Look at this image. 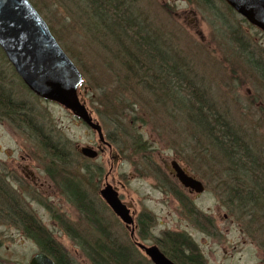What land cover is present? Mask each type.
<instances>
[{"label":"rangeland","instance_id":"obj_1","mask_svg":"<svg viewBox=\"0 0 264 264\" xmlns=\"http://www.w3.org/2000/svg\"><path fill=\"white\" fill-rule=\"evenodd\" d=\"M30 1L36 5L39 13L43 14L52 33L72 57H70L72 61L79 67L92 66L86 64L84 60L87 54L84 48L85 45L90 48L88 41L91 35L84 25L89 21H85L75 12L74 4H70L68 0ZM132 1L134 2L131 7L135 12H140L144 19L149 20L152 28L161 32L172 50L175 49L181 60H184L185 65L198 74L211 97L218 101L222 109H229L230 117L245 132L246 138L261 151L264 148V82L251 70L249 65L256 68L249 62L250 59L247 61L248 64L239 54L242 47L237 39L245 36L249 47L255 51L254 62L259 59V63L264 66V33L248 22H243V18L237 13H230L217 0H214L213 5L218 8L217 14L220 15V19L224 18L222 20L226 26L220 23L222 20L214 13L198 6L194 0ZM235 29L239 30L238 33L234 31ZM0 83L7 89H13L12 94L17 101L28 105L27 108L31 111L27 114L31 115V119L42 128L44 134L53 133L55 139L64 142L76 168L80 167L82 162L79 148L91 147L98 151L100 144L97 133L76 118L71 111L57 103L34 96L17 76L3 52L0 55ZM79 93L92 117L100 122L105 137L117 135L119 127L114 126L117 123L109 124L100 117L105 115V109L99 107L98 92L90 86L83 85ZM122 95L125 98L124 92ZM130 99H133L132 96L126 97V100ZM145 99L150 100V97L145 96ZM144 104L147 105L145 106L147 110L149 108V112L154 110L153 105L150 106L147 102ZM142 115L145 123L139 122L142 121ZM142 115H136L140 116L139 121H136V118L132 119L129 127L125 124L127 132L117 135L123 139L121 149L111 144V151L107 148L105 154L92 159L91 163L103 166L106 170L101 181L95 179L101 206L104 207L105 202L99 193L109 182L118 187L123 199L134 210L146 214L148 220L152 218L154 223L150 234L158 235L163 231L187 234L199 245V251L202 252L206 264H264V251L246 238L241 224L236 222V218L230 217L215 191L219 188L218 181L214 182L210 174L217 173L218 170L215 169L217 164H213L210 157L205 158L201 154L200 156L199 149L197 153H191L190 148L185 147L189 134H182L181 139L175 137L176 131H183V121L177 122L178 119L173 115L171 122L168 119L169 115L164 113L152 118L150 115L147 116V113ZM110 116L115 117L114 120L122 117L115 113ZM23 117L27 118L26 114ZM14 121L13 126L0 117V174L8 179L7 184L13 185L24 197L26 205L39 221L53 232L75 264H91L81 247L66 235L63 226L61 227L54 218V214L62 216L81 231L87 228L77 210L59 194L47 173V168L51 164L50 156L43 151V144L31 135L28 128L20 124V118L15 117ZM129 133L140 135L143 139L141 141L150 142L151 147L149 146L147 152L139 154L140 151L137 149L140 147L127 137ZM157 134L162 142L158 140ZM183 147L186 148V152ZM174 161H178L186 171L204 183L206 192L194 200L196 209L213 220L210 230L212 229L214 233L211 235L208 230L201 227V222L195 224L193 219H190L188 211H184L182 215L181 205L162 192L172 188L154 174L153 170L157 167L168 176L174 171L171 167ZM105 179H108V182ZM94 191L96 190L90 188L89 192L95 193ZM107 210L104 212L116 234H119L125 243H131L130 233L125 231L115 214ZM144 243L151 244L152 240ZM39 252L37 244L24 236L20 229L0 226V257L3 260L11 261V264H29L31 257ZM141 256L146 258L143 254Z\"/></svg>","mask_w":264,"mask_h":264},{"label":"trees","instance_id":"obj_2","mask_svg":"<svg viewBox=\"0 0 264 264\" xmlns=\"http://www.w3.org/2000/svg\"><path fill=\"white\" fill-rule=\"evenodd\" d=\"M68 1L74 4L75 12L82 19L89 21L84 25L91 33L88 41L90 48L88 49V45L84 48L87 53L84 60L92 66L84 64L85 67H78L84 76L83 85L98 92L99 107L105 109V115H100L101 119L109 124L116 122L114 126L119 127L117 135L127 132L125 124L129 127L132 119L139 121L140 116L136 115L140 114L147 113L152 118L164 113L169 115L171 122L173 115L178 119L177 122L183 121V131H176L175 137L181 139L182 134H189L185 147H189L191 153H197L199 149V155L210 157L212 163L217 164V173L210 175L214 182L218 181L219 188L215 191L223 207L231 218H236V222L241 224L246 238L264 251V148L260 151L259 147L246 138L245 132L230 117L229 109H222L218 101L211 97L198 74L185 65L184 60H181L175 49L172 50L161 32L152 28L149 20L144 19L140 12H135L131 7L134 1ZM217 1L230 13H235L223 0ZM213 2L214 0H194L195 4L214 13L219 20L224 19L222 16L220 19L218 8ZM34 6L37 9L35 4ZM242 20L247 23L245 19ZM220 23L226 26L223 20ZM50 31L52 33L51 27ZM234 31L238 33L239 30ZM238 39L237 42L242 47L239 54L245 62L250 59L249 62L256 68L249 65L251 70L264 82V66L259 63V59L254 62L255 51L249 47L245 36ZM74 63L77 65L75 61ZM12 91L13 89H7L0 83V117L11 124L15 117L20 118V124L27 127L31 135L43 144V151L50 156L51 162L47 173L59 194L77 210L87 225L81 231L62 216L54 214L66 235L81 247L91 264H152L149 259L139 254L133 244L122 241L104 212L106 209L98 201L95 179L101 181L104 177L106 170L103 166L82 157L80 167L76 168L64 142L55 139L53 133L44 134L42 128L31 119V115L27 114L31 111L27 108L28 105L17 101ZM130 96L133 99L129 101L132 102L126 100ZM145 96L150 97V100H146ZM145 102L154 106L152 112L145 108ZM114 113L122 117L114 120L115 117L110 116ZM25 114L27 118L24 119ZM142 119L145 120L143 115ZM143 120L139 122L145 123ZM117 135H108V142L110 146L113 144L121 149L123 139ZM156 136L162 142L159 134ZM127 137L140 147L137 149L139 154L143 155L151 147L149 141H141L143 139L140 135L129 133ZM153 172L164 183L167 182L170 188L177 189L178 186L159 168L156 167ZM7 182L8 179L0 174V226L20 229L24 236L37 244L40 252L46 253L56 264H75L53 232L26 205L24 197ZM90 188L96 190L95 193L89 192ZM187 209L195 224L201 222L203 229L208 230L209 234L214 233L210 230L213 223L211 217L204 215L191 203ZM147 222L152 227V218ZM166 239L177 252L175 257L170 254L175 263L206 264L197 246L185 234H170ZM9 263L11 261L0 257V264Z\"/></svg>","mask_w":264,"mask_h":264},{"label":"water","instance_id":"obj_3","mask_svg":"<svg viewBox=\"0 0 264 264\" xmlns=\"http://www.w3.org/2000/svg\"><path fill=\"white\" fill-rule=\"evenodd\" d=\"M248 23L264 33V0H224ZM0 48L18 77L39 99L59 104L72 112L88 128L97 133L101 145L109 146L103 128L82 102L79 89L84 82L77 65L59 45L49 25L29 0H0ZM110 147V146H109ZM83 157L91 160L99 156L93 148H79ZM171 167L184 188L197 194L205 191L204 184L186 174L178 162ZM101 199L128 230L134 225L130 209L120 200L117 189L107 183L100 191ZM134 235L133 231H131ZM153 264H175L159 247L137 244ZM29 264H56L46 253L31 257Z\"/></svg>","mask_w":264,"mask_h":264},{"label":"flooded vegetation","instance_id":"obj_4","mask_svg":"<svg viewBox=\"0 0 264 264\" xmlns=\"http://www.w3.org/2000/svg\"><path fill=\"white\" fill-rule=\"evenodd\" d=\"M99 148V147H98ZM97 148V149H98ZM101 149V153H100V156H101V154H105L106 152V150H108L107 148H105V147H101L100 148ZM110 150V149H109ZM111 151V150H110ZM179 163V162H178ZM179 165H180V167H182L184 170H185V168L179 163ZM185 172H186V174H188L190 177H194L195 179H197L198 180V178L197 177H195V176H193L192 174H191V172H188V170L186 171L185 170ZM3 175V174H2ZM4 176V175H3ZM168 177L169 178H171L172 179V181L174 182V184L176 185V186H178L177 187V189H170V190H167L166 189V191H162L163 193H165V195L168 197V198H172V199H174L177 203H178V205L180 206L181 205V209H182V215H183V213H184V211H188L189 212V209H187V207H188V205H189V203H191L193 206H195V200L194 199H198V197L200 196V195H203L204 193H199V194H197L195 191H193L192 189H190V188H184V187H182L181 186V184H180V182H179V180H178V178H176V176H175V172L174 171H171L169 174H168ZM106 181L108 180V179H105ZM116 189H117V191L119 192V197H120V200L123 202V203H125L126 205H127V207L130 209V212H131V215H132V218H133V222H135L134 223V225L131 227V229L130 230H128L127 229V227H125L124 225H123V223H122V225H123V227H124V229H125V231H127V232H129L130 233V240L132 241L131 243L138 249V251L141 253V254H143L146 258H147V260L149 259L142 251H141V249L138 247V243H142V244H144L146 247H148V246H156V247H159V249H160V251L162 252V253H164V255L169 259V260H171L173 263H175L171 258H170V254L173 256V257H175V256H177V252H175V250H174V248H172L171 246H170V243H169V240L167 241V239H166V237L167 236H169L170 234H179V233H181V232H179V233H177V232H173V231H163V232H161V233H159L158 235H156V234H150V230H151V228L152 227H149V222H147L148 221V217H147V215L146 214H141V212H139V211H137V210H134L131 206H130V204L127 202V201H125L124 199H123V196H122V194H121V191H119V189H118V187L117 186H115L114 184H112ZM104 207L106 208V210L108 209L109 211H110V209H109V207L106 205V203H104ZM107 210V211H108ZM111 212V211H110ZM185 217V216H184ZM186 218V217H185ZM154 220L156 221V218L154 217ZM119 222H120V220H118ZM157 222V221H156ZM121 223V222H120ZM131 231H133V233H134V235H132V233H131ZM183 234H185V233H183ZM212 234V233H211ZM210 234V235H211ZM186 236H187V234H186ZM189 238H191V237H189ZM142 241H144V242H148V241H150V240H152V243L151 244H148V243H144V242H142ZM192 240V239H191ZM193 241V240H192ZM194 242V244L197 246V248H198V251H199V245L198 244H196V242L195 241H193ZM148 244V245H147ZM200 254H202V252L200 251ZM203 255V254H202ZM203 258H204V256H203ZM175 264H177V263H175Z\"/></svg>","mask_w":264,"mask_h":264}]
</instances>
